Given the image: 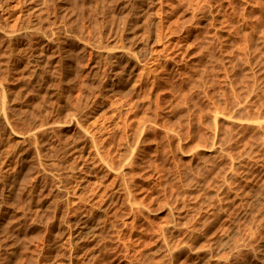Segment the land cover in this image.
<instances>
[{"label":"rangeland","instance_id":"obj_1","mask_svg":"<svg viewBox=\"0 0 264 264\" xmlns=\"http://www.w3.org/2000/svg\"><path fill=\"white\" fill-rule=\"evenodd\" d=\"M63 1L0 0V264H264V0Z\"/></svg>","mask_w":264,"mask_h":264},{"label":"bare ground","instance_id":"obj_2","mask_svg":"<svg viewBox=\"0 0 264 264\" xmlns=\"http://www.w3.org/2000/svg\"><path fill=\"white\" fill-rule=\"evenodd\" d=\"M62 1H63V0H62ZM65 1H66V0H65ZM65 1H63V2H65ZM68 1H69V0H68ZM105 1H107V0H105ZM70 2H71V1H70ZM103 2H104V0H103ZM104 3H106V2H104ZM66 4H67V3H66ZM63 5H64V3H63ZM103 5H104V4H103ZM64 7H66V6H64ZM121 13H123V12H121ZM123 14H124V13H123ZM123 14H122V15H123ZM69 15H70V14H69ZM120 15H121V14H120ZM71 16H72V15H70L69 17H71ZM123 16H124V15H123ZM67 17H68V16H67ZM72 17H73V16H72ZM119 18H121V17H119ZM67 20H68V19H67ZM119 20H122V18L119 19ZM123 20H124V18H123ZM68 21H69V20H68ZM70 21L72 22V21H75V20L71 19ZM67 23H69V22H67ZM66 37H67V36H66ZM70 38H71V37H69V39H70ZM73 38H74V37H73ZM71 39H72V38H71ZM48 40H49V39H48ZM50 40H51V39H50ZM50 40H49V41H50ZM52 40H53V39H52ZM49 41H48V43H49ZM64 41H65V39H64ZM73 41H74V40H73ZM75 41H76V40H75ZM75 41H74V42H75ZM74 42H72V43H74ZM61 43L63 44L64 42H61ZM68 43H69V42H68ZM149 43H150V41H149ZM149 43H148V44H149ZM46 44H47V41H46ZM59 44H60V43H59ZM59 44H58V46H59ZM76 44H77V43H76ZM146 44H147V43H145L144 45H146ZM50 45H51V44H50ZM70 45H71V44H70ZM82 45H83V44H82ZM75 46H76V45H75ZM138 46H139V44H138ZM142 46H143V45H141V47H142ZM147 46H148V45H147ZM30 47H31V46H30ZM39 47H40V45H39ZM42 47H45V46H42ZM42 47H40V48H42ZM67 47H68V46H67ZM69 47H70V46H69ZM84 47H85V46H84ZM84 47H83V49H84ZM60 48H62V47H60ZM75 48H76V47H75ZM56 49H57V48H56ZM56 49H55V50H56ZM67 49H68V48H67ZM143 49H144V48H142V52H143ZM145 49H146V48H145ZM43 50H45V49H43ZM53 50H54V49H53ZM55 50H54V54L56 53ZM60 50H61V49H60ZM60 50H58V52H60V53L62 52V53H63V50H62V51H60ZM69 50H70V49H69ZM73 50H74V49H73ZM125 50H126V49H125ZM125 50H124V51H125ZM51 51H52V50H51ZM67 51H68V50H67ZM71 51H72V46H71ZM71 51H70V53H71ZM139 51H140V49H139ZM41 52H43V51L41 50ZM99 52H100V51H98V53H99ZM102 52H103V51H102ZM121 52H123V50H122ZM35 53H36V52H35ZM43 53L46 55V52H43ZM43 53H40V54H42V56H43ZM50 53H51V52H50ZM119 53H120V52H119ZM119 53H118L117 55H119ZM123 53H124V52H123ZM129 53H130V52H129ZM37 54H38V53H37ZM37 54H35V55L37 56ZM52 54H53V53H52ZM54 54H53V55H54ZM65 54H67V52H66ZM100 54H101V53H100ZM104 54H105V53H104ZM104 54H103V55H104ZM113 54H114V53H113ZM115 54H116V53H115ZM126 54L128 55V53H126ZM62 55H63V54H62ZM62 55H61V56H62ZM68 55H70V54H68ZM71 55H73V53H72ZM98 55H99V54H98ZM124 55H125V54H124ZM130 55H131V53H130ZM130 55H128V56H130ZM132 55L134 56V54H132ZM33 56H34V55H33ZM39 56H40V55H39ZM47 56H49V55H47ZM64 56H65V55H64ZM66 56H67V55H66ZM99 56H100V55H99ZM101 56H102V54H101ZM121 56H122V55H121ZM50 57H51V55L49 56V58H50ZM62 57H63V56H62ZM73 57H74V56H73ZM97 57H98V56H97ZM44 58H45V56H44ZM63 58H64V57H63ZM63 58H62V59H63ZM65 58H67V57H65ZM131 58H132V57H131ZM131 58H130V60H131ZM36 59H37V57H36ZM50 59H51V58H50ZM72 59H73V58H72ZM99 59H100V58H99ZM37 60H38V59H37ZM39 60H41V59H39ZM39 60H38V61H39ZM128 60H129V58H128ZM135 60H136V59H135ZM41 61H42V60H41ZM46 61H47V60H46ZM48 61H49V60H48ZM133 61H134V60H133ZM39 62H40V61H39ZM62 62H63V60L61 61V63H62ZM64 62L67 63L66 61H64ZM64 62H63V63H64ZM70 62H71V61H70ZM97 62H98V60H97ZM63 63H62V64H63ZM40 64H41V63H40ZM40 64H39V65H40ZM45 64H48V62H46ZM97 64H98V63H97ZM35 65H36V64H35ZM68 65H69V64H68ZM133 65H134V64H133ZM135 65H136V63H135ZM44 66H45V65H44ZM65 66H66V64H65ZM99 66H100V65H99ZM95 67H96V66H95ZM66 68H67V67H66ZM114 81H115V80H114ZM116 81H117V80H116ZM119 81H120V79H119ZM114 84H115V83H114ZM114 84H113V86H114ZM117 84H118V83H117ZM110 87H111V86H110ZM96 146H97V145H96ZM96 146H95V147H96ZM45 186H46V185H45ZM41 189H42V188H40V190H41ZM50 189H51V188H50ZM43 190H45V189L43 188ZM43 190H41V191H43ZM38 193H40V192H38ZM41 193H42V192H41ZM38 196L41 197V195H38ZM34 197H35V196H34ZM43 197H44V195H43ZM35 198H36V197H35ZM31 199H33V197H31ZM39 199L41 200V198H39ZM39 199L37 198L36 200H39ZM31 201H32V200H31ZM36 202H37V201H36ZM37 203H38V202H37ZM40 203H41V202H40ZM40 203H39V204H40ZM58 215H59V214H58ZM56 216H57V215H56ZM60 217H61V215H60ZM24 218H26V217H24ZM62 218H63V217H62ZM62 218H61V220H62ZM57 219H58V217H57ZM63 220H64V219H63ZM80 220H81V219H80ZM80 220H79V221H80ZM57 221H58V220H57ZM77 221H78V219H77ZM79 221H78V223H79ZM81 221H82V220H81ZM85 221H86V220H85ZM60 222H61V221H60ZM62 222H63V221H62ZM64 222H65V221H64ZM83 222H84V221H83ZM52 223H54V222H52ZM80 223H81V222H80ZM85 223H87V222H85ZM60 224H61V223H60ZM70 224H71V223H70ZM73 224H74V223H73ZM54 225H56V224H54ZM54 225H53V226H54ZM58 225H59V224H58ZM24 226H25V225H24ZM56 226H57V225H56ZM61 226H62V225H61ZM75 226H77V225L75 224ZM83 226H84V225H83ZM83 226L81 225V227H83ZM87 226H88V225H87ZM21 227H22V226H21ZM28 227H30V226H28ZM71 227H74V226H72V224H71ZM77 227H78V226H77ZM88 227H89V226H88ZM88 227H87L86 230H85L86 232H88L90 229L92 230V228H93V227H92V228L89 229ZM22 228H23V227H22ZM24 228H27V227H24ZM69 228H70V227H69ZM74 228H75V227H74ZM74 228H73V229H74ZM20 229H21V228H20ZM28 229H30V228H28ZM76 229H77V228H76ZM76 229H74V230L76 231ZM78 229H79V228H78ZM88 229H89V230H88ZM80 230H81V229H80ZM91 230H90V231H91ZM24 231H25V230H24ZM28 231H29V230H28ZM59 231H60V225H59ZM62 231H63V228H62ZM26 232H27V231H26ZM53 232H54V231H53ZM63 232H64V231H63ZM63 232H61V233H63ZM71 232H73V231L71 230ZM79 232H80V231H79ZM82 232H83V229H82ZM86 232H85V233H86ZM50 233H51V232H50ZM58 233H59V232H58ZM61 233H60V234H61ZM75 233H76V232H75ZM91 233H94L93 230H92ZM53 234H55V232H54ZM86 234H87V233H86ZM94 234H95V233H94ZM17 235H18V234H17ZM17 235H16V236H17ZM73 235H74V233H73ZM78 235H79V234H78ZM88 235H89V233H88ZM90 235H91V234H90ZM90 235H89V237H90ZM13 236H14V235H13ZM55 236H56V235H55ZM57 236H58V235H57ZM57 236H56V237H57ZM83 236H84V235H83ZM94 236H95V235H94ZM94 236L92 235V238H93ZM78 237H79V236H78ZM52 239H53V238H52ZM82 239L85 240V238H82ZM86 239H88V238H86ZM80 240H81V239H80ZM70 255H71V254H70ZM72 255H73V254H72ZM72 255H71V256H72ZM76 255H78V253H76ZM73 256H75V255H73ZM69 259H71V258H69ZM69 259H68V261H69ZM70 261H72V260H70ZM70 263H71V262H70Z\"/></svg>","mask_w":264,"mask_h":264}]
</instances>
